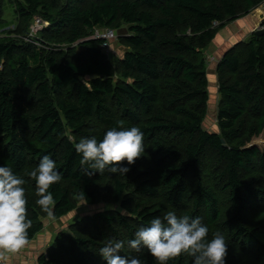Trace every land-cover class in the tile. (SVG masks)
Wrapping results in <instances>:
<instances>
[{
    "label": "trees",
    "instance_id": "16d2710c",
    "mask_svg": "<svg viewBox=\"0 0 264 264\" xmlns=\"http://www.w3.org/2000/svg\"><path fill=\"white\" fill-rule=\"evenodd\" d=\"M6 2L18 27L3 31ZM264 0H0V166L20 178L31 222L28 243L50 218L36 203L35 180L48 155L61 180L50 186L54 216L79 204L119 205L87 216L53 241L39 264H107L99 249L124 241L120 255L156 264L128 246L141 225L168 212L199 216L224 235L226 264H264V34L228 51L217 68L219 133L204 130L206 51L220 30ZM36 18L48 26L30 37ZM125 48L109 59L97 31ZM87 78L89 80L85 81ZM139 127L144 148L126 176L95 173L75 144L112 127ZM85 194V197H84ZM84 197V198H81ZM245 253V254H244ZM244 254L245 258L241 255ZM168 264H193L190 253Z\"/></svg>",
    "mask_w": 264,
    "mask_h": 264
},
{
    "label": "clouds",
    "instance_id": "9594fccd",
    "mask_svg": "<svg viewBox=\"0 0 264 264\" xmlns=\"http://www.w3.org/2000/svg\"><path fill=\"white\" fill-rule=\"evenodd\" d=\"M143 141L144 133L139 127H112L100 141L95 136L81 138L75 144V151L82 157L81 164L91 169L85 172L86 175L107 171L126 176L130 167L121 166L120 162L126 161L129 166L134 164L145 151ZM30 176L37 187L39 199L36 203L50 218L53 217L55 201L48 190L62 178L56 162L44 155L37 170L31 172ZM24 184L25 180L10 167L0 166V249L5 251H17L28 243L27 229L31 222L26 216ZM126 213L121 209V215ZM208 233L209 228L199 216H178L170 211L163 217H154L146 226L141 225L135 231L134 238L127 243L137 252L147 249L156 264H168L182 253H190L193 264H226L227 243L224 235L216 232L208 239ZM124 246V241L108 240L99 249V254L107 264H144L139 257L120 255Z\"/></svg>",
    "mask_w": 264,
    "mask_h": 264
},
{
    "label": "rangeland",
    "instance_id": "374dc122",
    "mask_svg": "<svg viewBox=\"0 0 264 264\" xmlns=\"http://www.w3.org/2000/svg\"><path fill=\"white\" fill-rule=\"evenodd\" d=\"M4 19H5V25H4L5 27L1 29L2 32L3 31L15 32V30H17L18 27V21L15 14V9L9 4V2H6ZM47 26L48 25L44 23L40 18H36L31 24L29 30L30 37L36 40L38 38V32H40L42 29L46 28ZM105 54L109 56V59H114L118 57L121 58L125 54V48L119 44L118 39L113 40L111 41L109 49L105 52ZM214 61L210 56H208L209 64L207 70H208V82H209V87H208L209 101H208L207 116L204 121V130L210 133H219V127L217 125L218 124L217 117L219 110L220 95L218 93V88H219L218 76L217 73L215 72V68L212 67ZM84 80L87 81L89 79L85 78ZM250 146H256L262 151H264V134L254 139ZM109 210L121 211L120 206L114 204L100 203L94 206H88L83 203L79 204V206L75 211H73L72 213H70L69 215H67L62 219H57V220H55L54 218L44 219V225L46 230L45 233L47 235L48 234L50 235L57 231L67 230L74 224L78 223V221L82 218H85L87 216H94L97 213H101L103 211H109ZM52 243L53 241H51L49 247L51 246ZM244 254H242L241 256L245 258Z\"/></svg>",
    "mask_w": 264,
    "mask_h": 264
},
{
    "label": "crops",
    "instance_id": "0c3cea01",
    "mask_svg": "<svg viewBox=\"0 0 264 264\" xmlns=\"http://www.w3.org/2000/svg\"><path fill=\"white\" fill-rule=\"evenodd\" d=\"M253 12L246 17L228 24L219 31L216 39L210 44L206 51V55L209 54L207 58L210 56L213 61L215 60L214 64L212 63V67L215 68L216 73L219 63L227 52L232 50L239 43L249 41L251 35H253L258 26L262 23L264 19V4ZM45 232L46 230L44 229L34 241L26 244L17 251H5L0 249V260H2L4 264H39V258L47 252L51 241H55L57 235L62 231H57L50 235H47Z\"/></svg>",
    "mask_w": 264,
    "mask_h": 264
},
{
    "label": "built area",
    "instance_id": "2783aa9c",
    "mask_svg": "<svg viewBox=\"0 0 264 264\" xmlns=\"http://www.w3.org/2000/svg\"><path fill=\"white\" fill-rule=\"evenodd\" d=\"M257 30L264 31V19H263L262 23L258 26L256 31ZM94 39L103 40L104 41L103 48L107 51L109 49L111 41L118 39V34L115 31H111V30L97 31ZM0 264H4V262L2 260H0Z\"/></svg>",
    "mask_w": 264,
    "mask_h": 264
},
{
    "label": "water",
    "instance_id": "95a60500",
    "mask_svg": "<svg viewBox=\"0 0 264 264\" xmlns=\"http://www.w3.org/2000/svg\"><path fill=\"white\" fill-rule=\"evenodd\" d=\"M255 33H256L257 35H263V34H264V31H262V30H257V31H255Z\"/></svg>",
    "mask_w": 264,
    "mask_h": 264
}]
</instances>
